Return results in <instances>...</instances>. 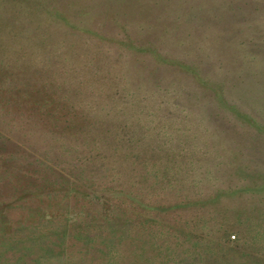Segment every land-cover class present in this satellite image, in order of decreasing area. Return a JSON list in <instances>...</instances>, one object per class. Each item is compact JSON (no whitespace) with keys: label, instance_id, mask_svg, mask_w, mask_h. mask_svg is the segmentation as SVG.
Segmentation results:
<instances>
[{"label":"rangeland","instance_id":"rangeland-1","mask_svg":"<svg viewBox=\"0 0 264 264\" xmlns=\"http://www.w3.org/2000/svg\"><path fill=\"white\" fill-rule=\"evenodd\" d=\"M109 1H101L106 6L100 5L99 20L71 22L85 24L89 32L102 20L97 37L84 34L93 44L65 51L56 48L58 35L54 34L58 26L69 27L63 21L52 23L42 17L31 21L26 15V0H0V264H134V250L150 257V240L172 247L181 241L170 262L201 264L198 258L185 254L189 242L185 232L190 227L195 232L191 240L197 243L203 240L195 231L199 227L208 229L213 238L225 235L233 240L232 235L239 236L236 248L229 242L219 250L214 243L210 259L224 258L230 252L232 260L240 256L237 252L264 248V191L220 195L200 209V216L189 208L160 214L168 222L191 219L188 225L145 227L138 222L133 226V219L123 220L119 215L128 207L126 196L122 204L118 197L106 201L103 196H93L114 187L167 206L175 197L172 187L167 182L148 187L155 179L151 174L146 179L143 173L149 169L147 162L167 167L174 153L179 155L174 160L181 161L184 169L179 177L183 179L184 173L185 178L201 179L197 183L187 179L179 194L194 190L201 199L215 193L217 187L238 184L241 178L232 172L239 164L247 166L254 177H264V131L257 126L264 120V103L256 101L251 90V85L264 83V0H196L200 6L191 9L186 19L182 13L175 17L177 11L169 14L167 7L173 0ZM156 14L159 17H154ZM148 17L151 24L145 22ZM112 20L118 21L113 24ZM46 25L51 35L44 32ZM113 32L154 46L155 50L142 55L147 65H154L153 53L171 59L166 65L170 71L161 65L157 68L163 87L178 80L173 76L179 71L177 62L206 67L211 80L240 82L235 86L237 92L228 98L257 123H233L234 117L225 111L226 119L203 117L206 109L201 98L198 106L180 111L178 95L186 97L185 91L193 94V87L198 86L189 76L178 80L187 84L176 86L173 101L160 100L157 111L131 117L115 112V108L112 114L99 112L97 107L108 101L110 81L104 76L107 57L120 53L110 42ZM84 57L88 60H82ZM92 71L97 78L83 81ZM99 88L105 94L95 95ZM145 107L154 109L146 103ZM124 122L136 131L133 137L137 138V153H143L141 162L140 156H133L128 149L135 143L122 134ZM208 123L214 126L206 127ZM109 150L112 155L100 162L101 154ZM96 151L100 156L94 155ZM164 151L167 156L159 158ZM132 158L134 168H130ZM215 160L218 164L213 165ZM118 169L124 174L119 172V178L112 180L111 172ZM209 217L207 224H199ZM239 218L241 223L237 224ZM175 230L179 238L162 234ZM120 232L123 238L118 237Z\"/></svg>","mask_w":264,"mask_h":264},{"label":"trees","instance_id":"trees-1","mask_svg":"<svg viewBox=\"0 0 264 264\" xmlns=\"http://www.w3.org/2000/svg\"><path fill=\"white\" fill-rule=\"evenodd\" d=\"M3 1V0H1ZM9 1V0H7ZM102 0H69L68 2H65L64 4L56 3V0H26L28 4L26 15L28 16V20H35L37 17H42L45 20L51 21L52 23L63 21L65 26H69L68 28L59 27L58 30H55L57 33V46L56 48H59L61 50H67L70 48H81L83 45H90L92 41H89V37H85V33L92 34L95 38L99 35V32H101V23L102 20L96 22V28H92L89 30L85 26V24H81L78 22H75L72 24V20L83 22L84 20H99V16L102 13L100 11V5L106 6L101 2ZM122 2L125 0H110V3L115 2ZM199 1V0H198ZM107 2V3H109ZM120 2V3H121ZM100 3V4H98ZM171 4L177 5L171 6ZM199 2L196 0H181V2L177 0H173L167 7V10L170 13H173L175 11L176 15L175 17H179V14L182 13L183 18H187V16L190 13L191 9L198 8L197 6ZM92 10V11H91ZM30 16V17H29ZM154 17H159V15H155ZM74 18V19H72ZM155 18V19H156ZM145 22L147 24H151L152 18H144ZM29 21V22H31ZM118 20H112L110 23L115 24ZM110 23L108 27L110 26ZM70 24V25H69ZM49 26H52L48 24ZM46 25L44 28V32L46 35H51L49 31V26ZM138 28L140 29L142 25L137 24ZM71 27V28H70ZM98 27H100L98 29ZM34 31V29H33ZM53 34V35H54ZM112 39L110 42L113 45H117L120 49V53L118 57L116 56H109L107 57L108 60H106V65L108 70L105 71L104 76L107 80L110 81V85L108 87L109 91H107L108 95H106V98L108 101H104L102 105H99L97 107V110L103 111L105 114L109 111L110 114H112L114 111H112L114 108L116 109L115 112H121V113H129L130 117L132 114H141L143 111H147L145 114H149L150 112L157 111L159 109V103L160 100L169 103L170 101H173L174 98V89L176 86H185L187 84L186 81H179L187 76H189L194 81V85L198 84L197 87H193L196 91L193 90V94H188V91H185L186 97H182L178 95V98H180V111L192 108L195 104H197L200 101L201 98V105L204 104V109L202 115L203 117L208 116H215L219 115L221 118H225L223 111L230 113L234 119L233 123H243L247 125L257 123V121L253 120V118H247L246 112H242L234 103V100L232 98H228L229 95L234 94L236 91L235 86L236 84L239 85L240 82L230 81V79H227L228 81H222V80H211L212 77L209 76L208 70L206 67L201 68L197 66L196 64H186V63H175V67L179 70L176 71L178 73H174L173 76L177 81H168V85L159 84V79L163 78L160 77V69L158 71L159 65H161L162 69H166L167 71H170L168 65L171 62V59L165 58L161 55H158L157 53H153L151 61H153V66L147 65L145 62L144 57L142 56L144 53L149 52L150 50H155V47L150 45L147 41H142L139 39H131L127 37L126 35H119L117 32H113ZM117 34L115 37L114 35ZM151 34V32H150ZM151 35H155L154 32H152ZM69 39V42H66L65 40ZM95 41L94 39H92ZM42 43V42H40ZM79 43V44H78ZM153 43V42H151ZM95 44V43H94ZM82 45V46H81ZM94 53V52H93ZM81 54H77V57H79ZM76 56V53H75ZM84 57L82 60L87 61L88 58ZM262 58V57H260ZM96 58L95 60H97ZM264 59V57H263ZM260 59V60H263ZM94 60V61H95ZM214 60V59H212ZM95 63V62H93ZM213 63V62H212ZM257 63L263 64L261 61L258 60ZM105 64V63H104ZM95 65V64H94ZM164 66V67H163ZM96 67V66H95ZM163 69V70H164ZM96 71H92L89 73V76L86 78L84 77L83 81L87 80V78L95 80L97 78ZM181 72V74H180ZM170 77V76H169ZM184 80V79H183ZM79 83V81H78ZM258 84V83H255ZM77 87V84H76ZM164 88V89H163ZM252 93L257 98L256 101L263 102L264 103V83H260L258 85H251ZM170 91L171 94H168L167 92ZM105 94L102 90L99 88V92H95V95L99 94ZM183 95V94H182ZM149 102V103H148ZM158 102V103H157ZM145 103L149 105L150 109H145ZM156 106H155V105ZM154 107L152 108L151 106ZM198 106V104L196 105ZM203 108V106H202ZM106 111H104V110ZM157 109V110H156ZM206 119V118H205ZM226 119V118H225ZM254 121V122H253ZM232 124V121H230ZM130 124L124 122L122 126V134L128 136L129 141H134L135 144L131 145L129 147V150H132L133 156H140L139 162H141L142 154L137 153L138 150H136V146L138 143H136V139H134L133 135L135 130H129ZM208 126H214L208 123ZM261 130L264 131V120L258 125ZM95 138V137H93ZM121 142V141H120ZM91 146V139L89 142ZM129 145V143H128ZM128 147V146H127ZM135 150V151H134ZM144 151V149H142ZM136 153V154H135ZM94 155H98L99 151H96ZM112 155V152L109 150L105 154H101V158L99 159L100 162H102V158H107L108 156ZM163 155L165 157L167 156L166 152L163 153L160 152L159 158H161ZM181 156V155H180ZM213 156V155H212ZM121 158L125 157V154L120 155ZM179 155L177 153H174L173 155V162H171L170 165L167 167L165 165L157 164L158 162H152L148 163L149 169L147 170V173H143L144 177L147 179V174H151L153 177L151 179H155V183L150 182L147 186L151 187V185H159L163 183H168L170 187L174 190L173 193L175 195L174 200L169 203L167 206H164V204H155L150 201V199H147L145 196H140L136 193H125L122 192L119 189H116L114 187H106L104 189V193L101 195H94L95 199H99L100 196H103L106 201H109L110 198L118 197L121 198L120 202L122 204L123 198L126 196L129 199L128 207L126 206V210L119 213V215L123 216V220H128L129 218L133 219V226H137L138 223H140V227L145 225L151 226V225H188V222L191 223V219L188 221H185L183 223H178L174 220H170L171 222H168V220H162L160 217V214H166L169 211H173L174 213L176 210L179 209H191L193 213L196 216L201 215L200 209H203L205 205L216 201L220 195L224 196H234L238 194H248V193H257L260 191H264V177L262 179L254 177L252 174H250L248 171L247 166H244L242 164H239L236 172H232L233 174H236L239 178H241L240 183H235V185H227L225 188L217 187L215 193L212 195H207L204 198L200 199V196L194 195V190L187 191L184 194H179V189L181 187H186L187 183L186 180L189 179L190 182H199L201 179L197 178L196 176H193L191 178H185V175L183 173V179H182V168H181V161L174 160L177 159ZM116 158V157H115ZM118 158V157H117ZM215 158V157H213ZM112 159V158H111ZM181 159V157H180ZM183 159V158H182ZM212 157L207 158V160H211ZM99 162V163H100ZM132 162V166L130 168H134L133 164L135 162V159L132 158L130 160ZM180 163V165H179ZM210 163V162H209ZM213 165L218 164V161H214ZM101 165V164H100ZM99 165V166H100ZM190 165V164H189ZM192 166V165H190ZM207 166H209L207 164ZM170 171V172H169ZM124 174V171L120 169L116 171L111 172V179L115 180L120 174ZM110 174V173H109ZM179 175H181L179 177ZM203 176V175H202ZM119 178V177H118ZM197 178V179H196ZM165 179H169L170 181H167ZM251 187H247L248 185ZM204 186V184L202 185ZM121 196V197H120ZM145 199V200H144ZM197 209V210H196ZM120 210V209H119ZM190 210V211H191ZM196 210V211H195ZM213 211V210H212ZM120 212V211H119ZM214 212V211H213ZM130 219V220H131ZM207 218L205 220L202 219L201 222H199L200 225H203V223H208ZM138 222V223H137ZM237 224L241 223V219L239 218L238 221H235ZM234 222V224H235ZM225 224V223H224ZM196 225V224H195ZM221 225V224H218ZM220 227V226H219ZM123 225L122 228L123 229ZM152 228V227H150ZM115 229V228H114ZM193 228H188V232L186 236L188 237L187 240L189 241L188 244L185 247V254L187 255V258L190 257V259L193 257L198 258L199 261H201V264H264V248L257 249L254 251L249 250L248 252H245L246 254H242V252H237L240 254L239 257H234V259L231 260L230 252L225 253V257L221 259H216V257H208L209 254L213 253L214 251H211V246L215 244L219 250L224 249L230 244L231 242L234 247L236 248V245L238 244L240 238L237 236L235 238L234 235H232L233 240H229L228 237L223 235L221 239L210 237L208 233V229L204 228H196L195 231L201 233L200 237L203 238L201 240V243H197V241H192L191 236L195 234V232L192 231ZM178 231V228H177ZM177 231L175 232H169V231H162L163 236H172L173 238H179V234L177 235ZM111 233V234H110ZM108 234V232H107ZM110 235H112V232H109ZM129 236V231L127 233ZM161 235V232L159 233ZM108 236V235H107ZM136 239V235H134ZM118 237L123 238V233L120 232ZM133 237V236H132ZM131 238V236H130ZM135 239H132V241H135ZM118 241H122V239H118ZM131 241V240H130ZM162 242V241H161ZM161 242L155 243V241L149 242L150 246V257L142 256L141 252L135 253V250L133 254L136 257V260L132 263L134 264H168L171 260V256L173 255V250L176 247L177 243H181V241H178L174 243L173 247L170 246V244H166L164 242V245L161 244ZM200 244V246L198 245ZM234 251V250H232ZM262 252V253H259ZM173 252V253H172ZM226 252V251H225ZM250 252H254L253 254ZM235 253V252H234ZM242 254V255H241ZM247 254H251L248 255ZM136 261V263H135ZM214 262V263H212ZM172 263V261L170 262ZM173 264V263H172ZM191 264V262H190Z\"/></svg>","mask_w":264,"mask_h":264}]
</instances>
